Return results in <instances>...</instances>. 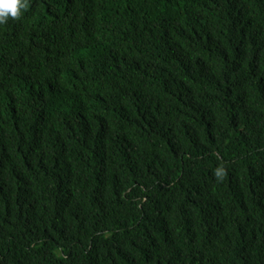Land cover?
<instances>
[{
  "label": "trees",
  "instance_id": "1",
  "mask_svg": "<svg viewBox=\"0 0 264 264\" xmlns=\"http://www.w3.org/2000/svg\"><path fill=\"white\" fill-rule=\"evenodd\" d=\"M0 264H264V0L0 25Z\"/></svg>",
  "mask_w": 264,
  "mask_h": 264
},
{
  "label": "clouds",
  "instance_id": "2",
  "mask_svg": "<svg viewBox=\"0 0 264 264\" xmlns=\"http://www.w3.org/2000/svg\"><path fill=\"white\" fill-rule=\"evenodd\" d=\"M27 6L28 0H0V25L7 23L9 18H18ZM221 174L222 169H217V177H220Z\"/></svg>",
  "mask_w": 264,
  "mask_h": 264
}]
</instances>
